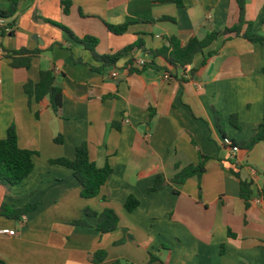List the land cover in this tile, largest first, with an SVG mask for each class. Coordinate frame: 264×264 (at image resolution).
Segmentation results:
<instances>
[{
    "label": "crops",
    "instance_id": "obj_1",
    "mask_svg": "<svg viewBox=\"0 0 264 264\" xmlns=\"http://www.w3.org/2000/svg\"><path fill=\"white\" fill-rule=\"evenodd\" d=\"M182 1L24 0L15 24L0 29V139L14 124L19 146L35 152L28 178L9 189L0 184V211L4 203L35 205L19 219L0 215V230H15L0 233V259L93 264L94 253L105 250L101 264H264V140L234 152L224 138L244 143L264 124V44L234 33L220 36L185 72L169 78L165 70L137 72L126 65L132 57L150 61L146 50L159 49L166 37L202 39L238 21L237 0ZM8 6L9 0H0L1 8ZM245 14L253 32L264 35V0H245ZM127 20L132 23L122 34L107 27ZM59 25L77 37L96 36L99 56L139 38L145 48L104 66ZM20 49L27 51L13 52ZM155 62L166 66L161 58ZM42 69L52 70L63 89L58 113L48 98L39 102L24 88L39 81ZM84 142L92 161L113 170L92 198L81 195L71 168L51 162L73 159ZM201 160L200 177L173 181ZM159 174L161 188L149 191ZM240 180L252 182L248 207ZM131 195L139 205L129 211ZM105 208L120 221L102 233L98 216L86 211ZM79 219L87 224L74 223Z\"/></svg>",
    "mask_w": 264,
    "mask_h": 264
},
{
    "label": "trees",
    "instance_id": "obj_2",
    "mask_svg": "<svg viewBox=\"0 0 264 264\" xmlns=\"http://www.w3.org/2000/svg\"><path fill=\"white\" fill-rule=\"evenodd\" d=\"M24 0H9V6L7 8L0 7V19L7 20L5 25H0V29L5 31L6 28L12 27L16 19H12L14 13ZM157 3H175L177 6H183L182 0H155ZM239 7V17L235 25L226 27L223 30H211L204 38L197 36L191 37L187 42L182 41L176 36L166 37L165 43L159 49L146 50L152 56L150 61H145L143 64H138L134 57L127 61V66L132 71L141 72L146 69L165 70L169 76H177L179 70H185L192 64L197 54L202 53L214 40L220 36L234 33L237 36H242L250 42H261L264 44V35L253 32L252 22L246 19L245 14V0H237ZM69 1H64V11H69ZM132 23V20L118 25L107 24L110 32L114 34L124 33L128 26ZM65 30L74 40L82 43L85 48L89 49L93 55L103 61L104 66L115 65L122 57L132 54L138 48H145L144 40L139 38L135 42L125 46L123 49L112 53L99 56L96 53V47L99 44V39L93 35H85L84 37H77L69 28L63 25H59ZM245 27V30H243ZM26 49H20L13 51L14 53H25ZM37 53L36 51H31ZM161 58L165 61L166 66H159L155 59ZM17 65V62H13ZM28 66V63L26 64ZM140 66V67H138ZM195 73L191 70V75ZM186 78L182 77L184 81ZM26 92L29 95H33L35 99L41 102L43 99L48 98L53 110L58 113L63 104V89L56 84V76L52 70L42 69L40 71V78L37 83L28 81L24 86ZM218 113V112H217ZM232 124L239 128L237 122V115L232 114L230 116ZM224 138H228L224 133ZM264 140V124L257 127L252 137L244 143L237 140L230 139L234 145H246V147H253L260 141ZM35 152L30 149L21 148L18 144V134L14 124L8 127L6 137L0 139V184L6 186L7 189L16 184H20L26 178H28L34 168V156ZM204 157V156H202ZM52 163L65 165L71 168L74 172V176L77 178L81 185V195L85 198H92L99 195L101 188L110 179L112 175L111 166L106 163L104 166H98L94 161L90 159L88 145L86 142L80 144L76 148V154L73 159L67 157H60L51 160ZM205 171L203 160L197 166L189 165L177 172L173 178L174 182H184L188 177L197 175L200 177ZM234 175L240 178L238 172H233ZM163 184V176L159 174L156 178L154 186L148 190H157L161 188ZM240 193L245 202L246 207L250 204L252 197V182L246 180H240ZM139 205V200L131 195L125 202L127 210L132 211ZM34 204H28L21 208H10L5 203L2 205L0 215H4L10 218L19 219L26 216L33 208ZM88 214L98 216L97 228L102 233L110 232L116 229L119 225L120 218L118 214L112 208H105L101 212L86 211ZM76 224H87L86 220L79 219L74 221ZM106 258L105 250H97L93 256V264H101ZM0 264H10L0 259ZM113 264H121L117 261Z\"/></svg>",
    "mask_w": 264,
    "mask_h": 264
},
{
    "label": "built area",
    "instance_id": "obj_3",
    "mask_svg": "<svg viewBox=\"0 0 264 264\" xmlns=\"http://www.w3.org/2000/svg\"><path fill=\"white\" fill-rule=\"evenodd\" d=\"M5 24H6L5 20L0 19V25H5ZM9 29L10 28H8V27L6 28V30H9ZM138 63L141 65V64L144 63V60L143 59L138 60ZM164 76H165V78H169L170 77L168 73H165ZM225 143L230 145L234 152H237L239 150V147L237 145L232 144L230 139L225 138ZM257 201H260V199H257ZM0 233L14 235L15 234V230L14 229H1Z\"/></svg>",
    "mask_w": 264,
    "mask_h": 264
},
{
    "label": "rangeland",
    "instance_id": "obj_4",
    "mask_svg": "<svg viewBox=\"0 0 264 264\" xmlns=\"http://www.w3.org/2000/svg\"><path fill=\"white\" fill-rule=\"evenodd\" d=\"M4 186V185H3ZM4 187H6V186H4Z\"/></svg>",
    "mask_w": 264,
    "mask_h": 264
}]
</instances>
